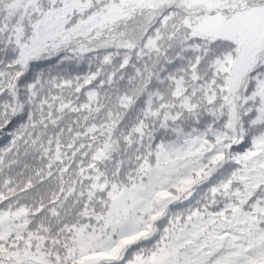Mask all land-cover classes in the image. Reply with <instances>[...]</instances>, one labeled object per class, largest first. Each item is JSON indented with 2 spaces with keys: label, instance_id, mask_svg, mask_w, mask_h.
Segmentation results:
<instances>
[{
  "label": "snow or ice",
  "instance_id": "6c2138e0",
  "mask_svg": "<svg viewBox=\"0 0 264 264\" xmlns=\"http://www.w3.org/2000/svg\"><path fill=\"white\" fill-rule=\"evenodd\" d=\"M0 264H264V0H0Z\"/></svg>",
  "mask_w": 264,
  "mask_h": 264
}]
</instances>
